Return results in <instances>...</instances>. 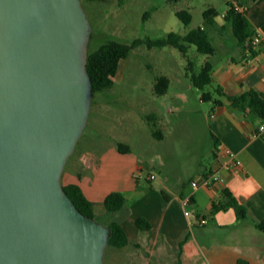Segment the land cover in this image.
Here are the masks:
<instances>
[{
    "label": "crops",
    "instance_id": "obj_1",
    "mask_svg": "<svg viewBox=\"0 0 264 264\" xmlns=\"http://www.w3.org/2000/svg\"><path fill=\"white\" fill-rule=\"evenodd\" d=\"M239 1L251 28L264 36V0ZM215 27L220 38L211 56L214 89L221 86L230 95L252 89L264 94V52L248 53L227 22L216 23ZM177 97L184 102L188 96L178 90ZM219 98L222 105L213 104L209 115L179 114L162 126L159 177L153 172L147 176L149 182L159 180V188L136 183L135 176L141 178L145 157L129 144V153L119 152L117 144L102 152L86 151L78 165L64 174L63 183L79 184L85 196L97 205L96 216L105 223L112 217L101 206L104 199L115 191L131 194L126 197V208L116 215L130 244L109 250L107 264H264V232L251 221L264 220V133L254 136L262 118L249 109L234 107L225 97ZM172 108L181 111L179 103ZM172 108L169 106L168 112H173ZM150 115L160 122L157 113ZM225 149L237 155L241 171L223 166ZM151 174L155 179H150ZM206 179L209 185L204 184ZM192 181L199 183L198 189H193ZM224 190L247 208L250 220L238 219L234 208L213 211L214 205L225 202ZM187 198L191 202L185 205ZM186 210L189 217L185 216ZM203 217L208 223L197 224ZM138 218H145L151 228L141 230Z\"/></svg>",
    "mask_w": 264,
    "mask_h": 264
},
{
    "label": "water",
    "instance_id": "obj_2",
    "mask_svg": "<svg viewBox=\"0 0 264 264\" xmlns=\"http://www.w3.org/2000/svg\"><path fill=\"white\" fill-rule=\"evenodd\" d=\"M82 0H0V264H106L110 228L62 175L89 119Z\"/></svg>",
    "mask_w": 264,
    "mask_h": 264
},
{
    "label": "rangeland",
    "instance_id": "obj_3",
    "mask_svg": "<svg viewBox=\"0 0 264 264\" xmlns=\"http://www.w3.org/2000/svg\"><path fill=\"white\" fill-rule=\"evenodd\" d=\"M228 1L82 0L92 27L88 51L93 53L110 41L132 44L136 39H161L170 32L184 35L197 27H205L215 44L220 35L215 25L206 23L203 13L214 7L219 13L215 18L216 23L223 25L226 23L223 16L229 9ZM177 10H186L192 14L189 25L175 15ZM147 12L152 16L143 21L141 17ZM229 30L228 27V33ZM188 60L193 63L192 71L198 73L206 61H211V56L199 53L194 45L189 50L188 59L174 47L150 49L144 44L133 49L121 61L114 85L93 94L87 126L66 163L65 173L78 165L84 152H102L114 144L125 143L131 145L135 153L145 157L141 178L135 176L136 183H140L141 187L159 188V180L149 182L147 176L153 172L159 177L163 143L151 135V122L147 116L157 113L161 118L157 128L162 130L169 119L179 114L203 117L209 115L213 107L211 101H202L201 96L204 92H212L214 84L204 90L194 87L186 75ZM162 75L168 77L172 85L166 94L158 96L154 93V84L156 78ZM189 86L191 89H188ZM178 90L188 96L186 101L179 100ZM176 103H179L181 111L172 108ZM169 106L173 112H168ZM189 148L192 149L193 144ZM185 174H189V171ZM127 194L126 197L131 195ZM133 199L130 196V201ZM101 223L105 222L101 220ZM109 250L113 248L107 252Z\"/></svg>",
    "mask_w": 264,
    "mask_h": 264
},
{
    "label": "trees",
    "instance_id": "obj_4",
    "mask_svg": "<svg viewBox=\"0 0 264 264\" xmlns=\"http://www.w3.org/2000/svg\"><path fill=\"white\" fill-rule=\"evenodd\" d=\"M228 4L229 9L223 17L225 21L231 26L232 32L239 44L244 49H247V41L254 34H256V32L251 28L244 10L241 9L242 4L240 1L230 0L228 1ZM218 14V11L214 7L206 9L203 13L206 23L212 26L216 24L215 18L218 16ZM175 15L186 25H189L192 21V14L189 11L177 10ZM149 16L150 13L147 12L144 14L143 19L145 20ZM144 44L150 49L174 47L178 49L180 53L187 59L192 45H194L197 51L203 55L212 56L216 52L215 46L211 40V36L205 27L191 29L184 35L178 34L176 32H170L161 39H136L132 44L110 41L101 46L97 51L88 53L87 69L92 79L94 94L112 87L114 85V78L119 71L121 61L126 59L133 49ZM256 53V51L251 50L250 54L255 55ZM192 68L193 63L188 60L186 75L194 87L204 90L207 86L213 85L214 65L212 61H206L198 73L192 71ZM169 86L170 80L168 77L163 75L158 76L154 84V93L158 96L164 95L168 92ZM219 97H225L231 103V105L240 110L245 111L249 109L260 118H264V94L259 93L256 90H248L241 95H230L227 94L221 86H217L212 92H204L201 96V100L211 101L215 106H219L223 103ZM147 118L151 122V131L153 137L155 139L161 140L163 135L161 130L157 128V117L155 115H148ZM116 147L121 153H129L131 150L130 146L125 143H118ZM64 173L65 171L63 172V175ZM63 186L68 196L84 215L95 218L101 222V219L96 216L95 212L97 205L85 196L79 184L70 183L65 185L63 183ZM223 195L225 202L214 205V212L234 208L238 219H251L247 208L240 204L229 190H224ZM101 206L104 208L107 214L112 217V220L104 223V225L108 226L111 231L109 244L105 250L106 262V252L109 248L122 249L130 244V239L124 226L116 217L117 214L126 208L127 198L124 193L115 191L110 193L104 199V201L101 203ZM251 221L258 230L264 232V220ZM137 224L143 231L151 228L150 223L145 218H138ZM239 264H243V262L240 261Z\"/></svg>",
    "mask_w": 264,
    "mask_h": 264
},
{
    "label": "built area",
    "instance_id": "obj_5",
    "mask_svg": "<svg viewBox=\"0 0 264 264\" xmlns=\"http://www.w3.org/2000/svg\"><path fill=\"white\" fill-rule=\"evenodd\" d=\"M247 52L251 53L252 51H261L264 52V36H262L260 33L254 34L249 40L247 41ZM264 133V118L262 119V124L258 127L256 133L254 136L260 137ZM225 154V161L223 163V166L227 169L233 170V171H241L242 170V162L238 159L237 155L230 149H225L224 150ZM150 179H155V175L151 174ZM211 182L210 180L206 179L204 184L209 185ZM192 187L193 189H198L199 188V183L197 181H192ZM191 202L190 198H187L184 200V204H188ZM185 216L189 217L190 212L185 211ZM208 223L206 218H200L197 220V224L199 225H206ZM189 225H193V221L189 220Z\"/></svg>",
    "mask_w": 264,
    "mask_h": 264
}]
</instances>
